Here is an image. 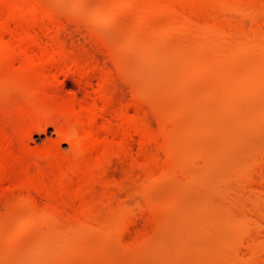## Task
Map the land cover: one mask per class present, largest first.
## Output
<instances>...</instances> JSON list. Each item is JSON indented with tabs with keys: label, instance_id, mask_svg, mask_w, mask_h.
Returning a JSON list of instances; mask_svg holds the SVG:
<instances>
[{
	"label": "rangeland",
	"instance_id": "374dc122",
	"mask_svg": "<svg viewBox=\"0 0 264 264\" xmlns=\"http://www.w3.org/2000/svg\"><path fill=\"white\" fill-rule=\"evenodd\" d=\"M133 1L31 0L46 13L54 10L52 16L63 21L65 29H53L55 39L51 36L48 42L58 40L55 44L65 45L73 59L97 61L109 70L116 106L132 102L153 132L157 130L162 145L160 141L159 146L144 147L147 156L155 155L157 160L148 167L142 157L138 161L143 165L129 157L112 160L105 169L109 181L87 186L90 191L84 188L87 204L72 197V210L57 215L47 196L40 192L37 198L34 189L26 186L38 168L50 167L49 160L37 163L29 157L27 162H14L8 175L17 173L9 178L15 180L13 184L21 181L3 190L0 184V264H264V9L257 12L264 0H254L257 8L263 1L256 12L250 11L255 4L246 8L252 15H242L237 10L241 7L231 10L222 3L210 4L203 12L212 19L199 17L198 22H186V28L175 26L179 21L170 14H154L143 22L149 3ZM0 65V108L14 111L9 123L16 129L25 110L43 97L33 90L39 91L35 85L39 87L41 78L13 68L18 62ZM60 78V94L78 99L87 92L93 95L99 83L95 77L89 85L74 75ZM24 79L31 81L25 84ZM47 127L24 134L15 149L37 151L49 146L59 157H70V143L55 126ZM135 138L132 149L137 156L143 145ZM52 171L50 181L57 179V184L63 170ZM114 184L121 188L119 193L112 191ZM90 207L96 208L90 212ZM125 216L129 221L134 216V223ZM130 224L131 230L124 232Z\"/></svg>",
	"mask_w": 264,
	"mask_h": 264
},
{
	"label": "bare ground",
	"instance_id": "6f19581e",
	"mask_svg": "<svg viewBox=\"0 0 264 264\" xmlns=\"http://www.w3.org/2000/svg\"><path fill=\"white\" fill-rule=\"evenodd\" d=\"M137 1H139V0H137ZM146 1L149 3V7L147 8L146 7L147 5L145 6L148 9V11L145 10L146 11V17L144 16L145 21L143 20V22L147 23L148 20L146 18L150 19L151 16L154 14H158V15L170 14V15L175 16L176 19L179 21V24L175 25V26H180L182 28L187 27L186 22H190V23L196 22V21L198 22L199 19H197V18H199V17H202L203 20H205L206 18H207V20L209 18L211 20L212 16L209 15L210 13L206 12V13H208V15H205L206 13L203 12L204 7L206 8L210 4L215 5L218 3V5H221V3H222V4L226 5V7L231 6V8H232V9L230 8L231 10H234V9L236 10L237 8L241 7V10H240V8L237 10L243 11V13H242V15H243L244 13H249L250 11L256 12V10L259 9L261 2H263V1H261L259 3L258 8H257L256 3H258V0L256 3H253L254 0H146ZM109 4L111 5L110 2H109ZM251 4H255L256 8L253 9V6ZM250 5H251V10L249 11ZM42 6L43 5H41V7ZM246 8H249V9H246ZM261 8H262V5L260 7V10H257V12H263L264 6L262 9ZM245 10L246 11L248 10V12H246ZM261 10H263V11H261ZM50 11L53 12L54 10H50ZM50 11L48 10V13H49L48 14V13L40 10L39 6H36V4L32 3L31 0H0V63H3V64L6 63V65H10V64L12 65L15 62H18V64L20 66L17 65V67L14 66L13 68L16 69L19 67L20 68L19 70L23 69V70H25V72H28V71L32 72L31 74H29V76L30 75L39 76V78H41V79H39V81H40L39 87H37V85H35L39 91H36L35 89H33V90H34V93L38 92L37 93L38 96L39 95H40V97L43 96L42 97L43 100L41 98H39L40 100L34 101V103L29 108H27V110L24 109L25 112L23 113L22 117H20V122H18L19 124L16 125L17 126L16 129L13 127V125H15V124H13L11 126L9 123L11 121V120H9L11 118V114L15 115V114H13L14 111H13V113H11L9 108L7 109L5 106L0 108V141H3L2 143H4V145L2 144L3 148L2 149L0 148V150L2 151V152L0 151V154L3 153L1 158H0V184L2 183L3 188H2V186H0V187L3 190L5 188H7L8 184L9 185L13 184V181H15V180H10V178L12 177V175L14 173H17V172H14L12 174L10 173L11 175H8L9 174L8 169L10 170L9 167H12L13 166L12 164L14 162H17L16 164L18 165V162L19 163L20 162H27V159L29 157L30 158L32 157V159L37 163L43 161L44 159L45 160L47 159V161L49 160L48 162L50 163V167L48 168V166H46V167L38 168V171L36 172V174L34 173L35 175L31 174L33 176H31V175L29 176L28 184H30V185L27 184L26 186L27 187L30 186V187H28L29 190L34 189V193L36 192L38 194L37 198H41V197H39L40 192H41V194L43 193V195H45V198L47 196V199L48 198L50 199L48 201H51V203L53 202L52 203L53 205L51 207L52 213L54 215H57L58 212L65 211V210L67 211V209H69V208H70V210H72L71 209V207L73 206V205H71V201H72L71 199H73L72 197H79L76 200L77 201L80 200L81 203L88 200L89 196L87 195L86 190L87 189L89 190V188L92 186L91 184H93V183L96 184V182L99 183V182L105 181V169H106L107 165L109 166V164H111L112 160L115 159V161H116V159H118V158L119 159L124 158V161H125V159H127L129 157V159L132 158V159H134V161H136V163H139L140 160L138 161V159H140L142 157L144 159V161H143L144 163L143 162L142 163L146 164L147 167L149 166V163L152 164L153 162H155L157 160L156 156L155 155L154 156H147V154H146L147 149H145L144 147H146L145 145H148V144H150V145L158 144L157 146H159V142L161 140L158 142V140H157L158 135H156L157 133L155 134V132H157V130L155 132H153L154 131V129H152L153 126H150V123H148V121H145L144 119H142L139 116L140 114L137 113L138 109H137V107L131 105L132 102H130V105H126V103H123V104H125V106L122 105V107H120V104L118 103L120 108L116 106V103H117L116 97H115L116 95H114L115 93L113 91H110V89H109L110 84L112 83L111 82L112 76H111V74H110L111 72L109 70H107L106 68H103V66L101 67L98 63H96L97 61H95V63H90L89 61H85V60L77 61L76 59H73L69 55V53L65 52L66 49L65 50L63 49V48H65L64 47L65 45L62 44L63 47H61L60 46L61 43L55 44L56 42H59L58 40L57 41L51 40L50 42H48L50 40V37L51 36L53 37V35H54V34H52V32H53L52 30L60 28L63 24L62 23L63 21L61 22V20H58L59 18L55 19V17L52 16L53 13H50ZM212 12H213V10L211 11V13ZM236 12L237 11H235V13ZM217 13L219 14V12H217ZM217 13L215 14L216 20H218L220 18V17L218 18ZM240 14H241V12H240ZM212 15H214V12L212 13ZM244 15H246V14H244ZM248 15H247V17H248ZM250 15H252V14H250ZM255 15H256V13H255ZM255 15H253V16H255ZM59 16L61 17L60 14H59ZM215 16L213 17V19H215ZM255 17H258V16H255ZM166 18H168V17H166ZM207 20H206V22H207ZM180 21H181V23H180ZM150 22H152V21H150ZM208 22L212 23L211 21H208ZM218 22H220V21L218 20ZM64 23H66V22H64ZM172 23L177 24V22H172ZM213 23H217V21L213 22ZM239 23H240V21H239ZM258 23H262V22L258 21ZM197 24L198 23H196V25ZM203 24H201V25H203ZM220 24L221 23H219L218 27L221 28L222 26H220ZM236 24H237V22H236ZM211 25L212 24H210V26H208V27H211ZM240 25H241V23H240ZM196 27H198V26H196ZM62 28H64V27H61V29ZM234 28H236V27H234ZM259 28H258V31H259ZM165 29H167V28H165ZM223 29H224V27H222L220 30L222 31ZM66 30H68L67 27H66ZM238 30H240V29H237V31ZM245 31H244V33H245ZM255 31H252V32H255ZM56 32H57V30L54 33H56ZM176 32H178V31L176 30ZM223 32H225V31L223 30ZM159 33H160V31H159ZM238 33H240V32H238ZM210 35H212V34H210ZM45 36H46V38L49 37V39H46L47 41L44 40ZM52 37H51V39H55L54 37L53 38ZM250 39L251 38H249V41H250ZM230 42H232V41H230ZM250 43H251V41H250ZM250 43L248 44L246 42L247 46L250 45V47H251ZM100 45H104V44H100ZM227 45H228V43H227ZM247 46L245 48H247ZM93 61H94V59H93ZM2 67H3V69L5 68L3 65H2ZM2 67H1V71L3 70ZM5 70H7V69H4L3 71H5ZM10 70H11V68H10ZM8 71L9 70H7L5 72H7V74L10 75L11 73L10 72L8 73ZM3 73L1 72V76H3ZM113 73H115V72H113ZM7 74H6V76H8ZM64 74L65 75L66 74L67 75H74L76 77L78 76V78L80 79L79 81H82L86 85L91 84L92 78L95 77L99 80L98 81L99 83L97 82L98 87H97V89L94 88L95 93L93 95H91L87 92V94L85 95V98L83 97V99L82 98L78 99L77 96H69V95H68L69 97L68 96L65 97L66 95L65 96L61 95L60 94L61 92L59 91L63 87L62 86L63 84H61L62 80L60 77ZM22 75H24V74L22 73ZM22 75H21V77H23ZM6 76H5V78H6ZM16 76H15V78L18 77V76L17 77ZM11 77H12V74H11ZM2 78H1V80H2ZM12 78H14V77H12ZM12 78L10 79L7 77V79H10V80H12ZM30 78L33 79V77H30ZM35 79H37V78L35 77ZM28 80H30V79H28ZM28 80H26V81L28 82ZM7 81H9V80H7ZM23 81H25V79ZM26 81H25V84H28V83H26ZM39 81H37L36 83H38ZM4 82L6 83V80H4ZM30 85H32V84H30ZM60 85H61V89L59 88ZM115 88H116V86H115ZM92 91H94V90H92ZM30 96H32V95H30ZM35 98L36 97H34V99ZM119 102H120V100H119ZM23 103H25V100L23 101ZM8 106H10V105H8ZM20 109H22V108H20ZM13 110H15V109L13 108ZM114 120H116V122H114ZM50 125L55 126L56 130H58V133L63 135L64 139L70 143L71 147L73 148L71 151L73 156L70 154V157L66 156V158H65V156L63 157V155H62V157H59L56 154L55 150L52 149V147L48 148L49 146L47 148L42 147L45 149L39 148V149H37V151L32 150V149L29 150L28 148H26V149H28L27 151H25L26 149H22V150L21 149H15L16 141L20 142V140H21L22 136H24V134H27L28 132H31L34 130L42 131V130H44L45 127L48 128L47 126H50ZM159 133H161V132H159ZM164 136H165V134H164ZM135 137H138L140 144L143 145V147H142L143 150L139 149V150H141L142 153L140 152L141 154H137V156H134L135 151L133 152L134 149H132V146H133L132 142H134V139L137 140V138H135ZM25 138H26V136H25ZM158 139H159V137H158ZM162 142L163 141L160 142L161 145H162ZM136 143L138 144V141ZM48 145H50V144H48ZM0 146H1V144H0ZM50 146H52V145H50ZM138 146H139V144H138ZM155 146L156 145H154V147ZM53 147H54V145H53ZM139 150L137 152H139ZM28 151H30V153ZM33 151H34V153H33ZM132 159H130V160H132ZM163 160H165V159H163ZM35 162H34V164H35ZM42 163L40 165H42ZM136 163H135V165H136ZM142 163L140 162L139 164H142ZM167 165H168V163H167ZM27 166H28V163H27ZM43 166H45V163ZM23 167H24V165H23ZM53 167H55V168H53ZM150 167H152V166L150 165ZM52 168L53 169L57 168V169L63 170L62 174H60L61 176L58 179L57 184L55 183V182H57V179L55 182L50 181V175H52L54 172V171H52L53 170ZM161 168H163V166ZM167 168H165V169H167ZM140 169H142V168H140ZM168 170H169V168H168ZM10 171H12V170H10ZM149 171H150V169H149ZM153 173H155V172H153ZM161 173H163V172H161ZM149 175H150V172H149ZM9 176H11V177L9 178ZM13 178H15V177H13ZM7 181H11V182H7ZM19 181H21V180H17L15 182V184H18ZM108 181L102 182V184H106V182H108ZM6 182H7V184H6ZM4 184L6 187L4 186ZM15 184H13V185H15ZM20 184H21V182H20ZM13 185H11V186H13ZM111 185H109V186H111ZM11 186H10V188H11ZM87 186H90V187H87ZM103 186L105 187V185H103ZM115 186H114V189L112 191H114L116 189L114 192H117V188H119L118 187L119 185L117 186V184H116ZM18 187H20V186L18 185ZM18 187H16V188H18ZM25 187H23V188L27 191V189H26L27 187L26 188ZM85 187H87V188H85ZM20 188H22V187H20ZM109 188L110 187H108V189ZM82 189L84 190V192H86L87 196L86 195H83V196L80 195V194H82V192H81ZM111 189H112V187H111ZM106 190H107V187L105 189V192H106ZM119 190H121V188H119ZM28 191H27V193L29 195L30 193ZM92 191L94 192V190H92ZM32 192H33V190H32ZM34 193H32L30 195H32V197H33ZM110 193H112V192H110ZM117 193H119V192H117ZM75 194H77V196H73ZM95 194H98V193H95ZM108 194H109V192H108ZM43 195H42V197H44ZM100 195H101V193H100ZM109 195L112 196V194H109ZM107 197H109V196H107ZM31 198H29V199L32 200L36 197H34L32 199ZM37 198H36V200H37ZM62 198L63 199L66 198L65 201H61ZM80 198H82V199H80ZM112 198H114V196ZM25 199H27V198L25 197ZM58 199H59V201H58ZM90 199L92 201V198H90ZM36 200H34V201H36ZM105 200L107 201V199H105ZM114 200H116V199H114ZM72 202L75 203L74 199ZM109 202L111 203V201H109ZM109 202H107V203H109ZM79 203L77 202V204H79ZM23 204H25V203H23ZM83 204H87V203H83ZM90 204L91 203H89L88 205H90ZM76 206H78V205H76ZM48 207H50V206L48 205ZM147 207H149V206H146L145 208H147ZM75 208H77V207H75ZM90 208H89V210H90ZM94 208H96V207H94ZM47 209H49V208H47ZM93 209L91 208L90 212H93L92 211ZM49 210H48V213H49ZM89 210H88V213H89ZM146 211L148 212V210H146ZM143 212H145V210ZM53 214H52V216H53ZM77 214H79V213H77ZM84 214H86V213H84ZM93 214H96V213H93ZM140 215H141V213H140ZM61 216H63V215H61ZM71 216H73V215H71ZM76 216H78V215H76ZM59 217H60V215H59ZM63 217H65V216H63ZM73 218H75V217H73ZM90 218L93 219L92 216ZM126 218L127 217L125 216V220H126ZM135 218H136V216H135ZM80 219H78V220H80ZM130 219H131L130 220L131 223H134V221H135L134 216H133V218L131 217ZM70 220H72V219H70ZM125 220H122V221H125ZM63 221H65V220H63ZM126 221H129V220H126ZM130 221L128 223H130ZM75 223H78V222H75ZM121 223H123V222H121ZM54 225H56V224H54ZM129 226H133V224L128 225V227L126 226L128 229H124L123 231L129 232V231H126V230H129V228H130ZM130 230H131V228H130Z\"/></svg>",
	"mask_w": 264,
	"mask_h": 264
}]
</instances>
